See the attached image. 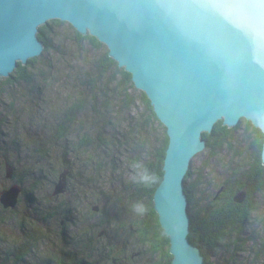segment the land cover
<instances>
[{"label":"water","instance_id":"obj_1","mask_svg":"<svg viewBox=\"0 0 264 264\" xmlns=\"http://www.w3.org/2000/svg\"><path fill=\"white\" fill-rule=\"evenodd\" d=\"M51 20L96 38L148 98L168 137L152 203L170 264H205L188 240L184 178L218 121L232 128L244 119L260 130L264 166V0H0V77L41 54L38 27ZM66 175L50 198L65 192ZM19 193L1 190L2 208L14 210Z\"/></svg>","mask_w":264,"mask_h":264},{"label":"rangeland","instance_id":"obj_2","mask_svg":"<svg viewBox=\"0 0 264 264\" xmlns=\"http://www.w3.org/2000/svg\"><path fill=\"white\" fill-rule=\"evenodd\" d=\"M50 31L51 48L35 57L33 69H26L31 76L30 83L0 77V191L12 186L20 189L15 210H4L0 206V264H18L20 257L21 264H55L60 249L68 250L60 243L59 231L63 225L72 242L92 247L96 253L94 258H84V261L94 264L97 259L95 264H105V244L118 245L112 238L122 235L123 231L114 226L109 238L97 237L101 230L95 227L99 213L93 212L91 207L116 209L118 201H125L122 188L127 186L133 170L127 159V147L123 146L125 134L121 130L120 116H115L113 124L118 132H107L109 141L103 143L111 149L104 151V146L96 145L94 149H87L86 154L81 150L71 153L68 143L79 140L92 125L90 106L84 101L77 117L80 123L66 133L65 140H59L57 123L63 111L83 97L81 83L93 78V68L103 50L87 43L76 44L74 29L68 23L54 24ZM12 75L18 78L13 72ZM237 127L236 135L241 141L252 137L243 122ZM138 135V139L130 137L128 140L143 141L150 149L162 140L160 130L157 133L152 129L143 139L140 132ZM62 155L72 167L74 183L78 184L75 191L79 195L67 193L49 198L61 168ZM227 159V154L218 158L204 149L191 160V180L198 179L194 188V210L208 206L221 184V172L228 170ZM5 162L13 169L12 180L4 178ZM78 173L84 180L77 177ZM86 180L90 188L84 194L80 183ZM70 204L75 212L69 221L72 226L68 227L69 222L60 221L61 211L55 210ZM121 214L126 220L134 215L127 207ZM109 218H115L112 212ZM221 244L224 247L210 254L205 260L207 264H264V190L259 194L256 211L248 224ZM25 253L27 255H23ZM129 254L130 251L124 255L128 258L124 264H149L138 256L129 259Z\"/></svg>","mask_w":264,"mask_h":264},{"label":"trees","instance_id":"obj_3","mask_svg":"<svg viewBox=\"0 0 264 264\" xmlns=\"http://www.w3.org/2000/svg\"><path fill=\"white\" fill-rule=\"evenodd\" d=\"M64 23L66 22L51 20L38 27L37 38L42 42L43 50L51 48L48 37L51 26ZM74 37L76 44L87 43L92 48L103 51L96 60L95 68H93L95 71L93 78L84 80L81 83L84 92L83 97L72 102L63 111L60 122L57 123V137L59 140H65L66 133L80 123L77 117L81 113V106L85 101L90 106L92 125L83 132L79 140H72L68 143L69 150H72L71 153L81 150L82 153L86 154L87 149H94L96 145L98 148L104 146V151L111 149L108 144L103 143L109 141L107 132L111 131V134H113L116 131L113 124L114 117L120 116L121 130L125 134L123 146L127 147V159L131 165L137 162L141 163L149 176L155 177L154 181L149 179L144 183L136 184L129 179L127 186H124L121 192V195L125 196V201H118L119 206L116 209H112V206L91 207V210L93 207L98 208L97 211L92 210L99 213V219L95 227H99L101 230L96 234L97 237L109 238V232L114 226L123 231L122 235L112 238V241L118 243V245L105 244L103 248L105 264H124L125 260H128L124 255L128 251H130L129 259L138 256L143 260H147L149 264H170L168 238L164 235L158 223L152 203L154 190L163 175L162 165L168 144L165 127L157 119L145 94L134 87L131 75L117 66L116 62L108 56L107 48L103 44L98 42L96 38L89 35H80L75 30ZM36 61L37 58H31L24 66L18 63V67L13 71V74H16L18 78L14 79L11 74L6 80L14 82L21 80L24 83H30L31 76L26 73V69H33ZM241 122L252 134V137L248 140L241 141L239 136L236 135L237 125ZM238 124L232 128H227L222 125L221 121H218L211 133L202 134V138L206 143L205 149L208 150L210 156L218 158H223L226 154L229 156L226 161V163H229L226 167L228 170L221 172V184L207 207L194 210V188L197 187L198 179L196 181L195 179L191 180L190 166L184 178V192L187 197V209L190 216L188 240L199 248L206 261L215 250L224 247L221 243L225 242L232 233L240 232L248 224L251 216L256 211L259 194L264 190V166L261 164L263 136L260 130L254 128L250 122L244 119H241ZM152 129L157 133L160 130L162 135V140L154 148L150 149L143 141L132 140L130 142L128 140L130 137L138 139V132H140L143 139L145 133H151ZM233 160L235 161L234 164H232ZM5 164L8 163H4V178ZM10 168L12 170L10 179L12 180L14 172L11 166ZM71 169V165L63 159L54 185L57 183L59 175L66 171V190L63 194L69 193L72 196L73 193H76V195H79L75 191L78 184L75 185L74 183ZM131 169L133 168L131 167ZM132 174H134V169ZM77 177L84 180L81 173H78ZM80 185L84 194L90 188L88 180L81 182ZM239 194L244 195V197L240 203H237L233 198ZM133 201L143 202L147 210L142 215L135 213L131 209ZM70 205L55 210L57 213L61 211V223L72 221L75 208ZM125 207L134 214L131 220H126L127 218L121 214ZM111 212L115 217L113 220L109 218ZM70 222L67 224L68 227L72 226ZM59 234L61 236L60 243L62 246H67L68 250L60 249L55 264H66L65 262L67 264H89L88 261H84V258H94L96 253L92 247L87 248L83 247L82 244L78 245L77 242H72V237L66 232L65 225L60 228ZM75 240L80 241L79 239ZM23 255H27V253ZM21 259L22 257L19 258L18 264H21ZM96 260L94 264L97 262Z\"/></svg>","mask_w":264,"mask_h":264},{"label":"clouds","instance_id":"obj_4","mask_svg":"<svg viewBox=\"0 0 264 264\" xmlns=\"http://www.w3.org/2000/svg\"><path fill=\"white\" fill-rule=\"evenodd\" d=\"M131 167L134 169V174L130 175L129 179L132 183H144L148 181L149 179L155 180L154 176H149L146 169H144L143 165L139 162L131 165ZM131 209L135 213L142 215L147 209L143 202L141 201H133L131 204Z\"/></svg>","mask_w":264,"mask_h":264}]
</instances>
